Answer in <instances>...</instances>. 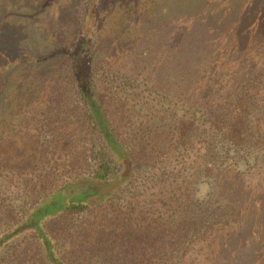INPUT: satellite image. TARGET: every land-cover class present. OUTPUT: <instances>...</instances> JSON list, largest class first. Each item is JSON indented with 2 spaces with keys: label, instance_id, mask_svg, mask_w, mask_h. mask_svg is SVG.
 Wrapping results in <instances>:
<instances>
[{
  "label": "trees",
  "instance_id": "trees-1",
  "mask_svg": "<svg viewBox=\"0 0 264 264\" xmlns=\"http://www.w3.org/2000/svg\"><path fill=\"white\" fill-rule=\"evenodd\" d=\"M41 1L4 0L53 12L0 42V264H264V0Z\"/></svg>",
  "mask_w": 264,
  "mask_h": 264
},
{
  "label": "rangeland",
  "instance_id": "rangeland-1",
  "mask_svg": "<svg viewBox=\"0 0 264 264\" xmlns=\"http://www.w3.org/2000/svg\"><path fill=\"white\" fill-rule=\"evenodd\" d=\"M24 0H21V3H19L18 8H20L21 10H26V9H31V11L27 12L26 15L29 14H34V9L32 7L34 6H40V4H42L41 0H26L25 2H23ZM38 3V4H37ZM7 5V2L4 3V0H0V19L1 16L4 14V12H13V14H10L9 17H7L6 19L3 18L2 20H0V42L1 45H3V48H5L7 50V52H13L16 49V45H17V39L18 38H22V39H29L32 42L34 41L36 45L39 46V44L41 43L42 40H39L38 34L36 33L38 28V25L44 24L45 23V16H48L50 13L53 12V10H47L49 11L48 13L44 14V12H42L44 14V16H37L36 18L34 16L28 17L25 20V25L22 21V19L20 18V14L17 8H15L14 11H12L9 7L5 8ZM25 5H28V7L26 8ZM23 7V9L21 8ZM25 12V11H22ZM36 13V12H35ZM43 17V18H42ZM43 19V20H42ZM9 20V21H8ZM25 27H33V31H34V35H32V32L30 35L27 36H22L20 33L24 32ZM118 184L117 181L112 182L110 185H105L102 187V194L104 193H108L111 189H113L114 187H116Z\"/></svg>",
  "mask_w": 264,
  "mask_h": 264
}]
</instances>
